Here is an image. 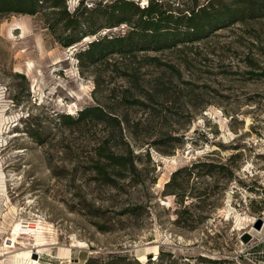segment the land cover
<instances>
[{
	"label": "rangeland",
	"instance_id": "1",
	"mask_svg": "<svg viewBox=\"0 0 264 264\" xmlns=\"http://www.w3.org/2000/svg\"><path fill=\"white\" fill-rule=\"evenodd\" d=\"M244 1L0 7V264H32L28 252L38 264H264V0H250L251 15ZM149 3L174 19L210 4L245 15L176 46L83 62ZM89 106L105 118H64ZM103 143L131 150L136 173L104 181Z\"/></svg>",
	"mask_w": 264,
	"mask_h": 264
},
{
	"label": "trees",
	"instance_id": "2",
	"mask_svg": "<svg viewBox=\"0 0 264 264\" xmlns=\"http://www.w3.org/2000/svg\"><path fill=\"white\" fill-rule=\"evenodd\" d=\"M40 1L44 2L48 0H0V7H11L18 11L33 13L35 6ZM128 2L129 1L125 2L122 6L117 7L114 11L126 14L129 10L128 4L130 3ZM244 6V9H248V13L251 15L254 9L253 2L250 0L244 1ZM82 7L86 8L83 2L78 4V9L76 10L77 12L75 11L73 14L80 13V9H82ZM137 8L140 15L137 26H135V28L128 35H120L92 41L89 47L85 51L81 52L83 62L84 60L94 61L95 57L103 56L107 53L116 52L127 54L133 53L138 49L161 50L163 48L176 46L198 38V34H201L205 27L214 29L218 24L229 25L243 18H238V14L241 16L245 15L243 8L239 6H229L226 4L223 7L220 6L219 9H215L216 7H213L212 4L203 6L198 11H192L185 17L178 15L176 19L173 18V13L165 14L164 11L157 10L155 5L152 3L142 7V9L139 7ZM69 15V11L64 12L65 18H69ZM182 21L185 23V29L178 30V24H181ZM170 22L175 24V27L171 28L170 26H164ZM80 23L79 18L73 17V19H69L65 25L67 28L75 29L80 26ZM71 41L73 42L72 39H67L65 43L70 44ZM105 115L106 114L102 108L98 106H89L79 111L78 118H74L71 114L65 115L64 118L70 119L72 122H79L94 118L103 119L105 118ZM98 151L99 159L95 169L103 176L104 181L117 185L115 176L122 175L123 173L121 172L123 170L136 173L137 169L134 163V154L131 150H129L128 153H118L103 143L99 145ZM196 165H212V163L199 161L195 163L194 166ZM177 173L178 170L172 173L171 179L165 183V189L170 188L174 184L173 180ZM131 210V213L135 214L133 211L135 208L133 207Z\"/></svg>",
	"mask_w": 264,
	"mask_h": 264
},
{
	"label": "bare ground",
	"instance_id": "3",
	"mask_svg": "<svg viewBox=\"0 0 264 264\" xmlns=\"http://www.w3.org/2000/svg\"><path fill=\"white\" fill-rule=\"evenodd\" d=\"M1 177V176H0ZM23 255V254H22ZM32 254L31 253H25L24 256L22 258H24L25 260H29L31 261L32 264H38L37 263V259H32Z\"/></svg>",
	"mask_w": 264,
	"mask_h": 264
}]
</instances>
